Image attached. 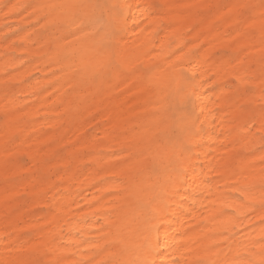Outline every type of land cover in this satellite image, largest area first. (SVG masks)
<instances>
[{"label": "bare ground", "instance_id": "6f19581e", "mask_svg": "<svg viewBox=\"0 0 264 264\" xmlns=\"http://www.w3.org/2000/svg\"><path fill=\"white\" fill-rule=\"evenodd\" d=\"M215 1L108 0L157 7L146 17L133 7L121 42L128 54L123 75L73 91L56 62L65 41L36 23L35 6L60 0H0V261L73 264L91 256L102 236L112 238L117 225L134 236L150 231L160 242L158 254L149 257L157 264L180 259L175 252L169 257L163 245L186 244L180 252L198 247L193 241L208 231L197 227L204 218L225 205L236 207L243 186L264 175V116L254 105L257 99L264 104L257 43L264 7L260 1L247 9L254 0ZM177 49L192 50L190 62L179 67L195 77L183 81L180 92L158 68L176 61L182 55ZM161 105V128L185 138L186 175L169 187L164 210L150 217L130 189L127 157ZM94 120L99 123L87 132ZM252 198L259 200V189ZM261 215L248 219L258 223ZM238 239L246 242L247 233Z\"/></svg>", "mask_w": 264, "mask_h": 264}, {"label": "snow or ice", "instance_id": "6c2138e0", "mask_svg": "<svg viewBox=\"0 0 264 264\" xmlns=\"http://www.w3.org/2000/svg\"><path fill=\"white\" fill-rule=\"evenodd\" d=\"M35 7L39 13L36 15V23L55 30L54 34L58 33L57 40L65 41L63 50L56 51V62L62 65L64 83L76 91L105 83L108 79H118L123 75L128 54L122 48L121 42L124 41L123 33L128 31L129 15L136 14L132 12L133 7L145 17L153 15V9L157 6H133L127 3H109L107 0H60ZM261 7H264V0H261ZM259 32L257 43L261 46L260 57L264 59V13L261 14ZM177 51L182 55L176 61L158 68L160 78L164 74H170L176 81V91L180 92L183 90L182 82L195 77L188 76L186 70L179 67L190 62L192 50L186 54L183 49ZM174 55L175 52L166 55L164 61L171 60ZM149 86L151 87V78ZM164 111L166 107L161 105L157 112L152 113L158 119L142 125L143 131L127 157V161L131 162L130 189L136 196L139 207L150 217H158L164 210L163 201L172 198L169 187L180 183L181 177L186 175L183 159V154L187 151L185 138L174 129L161 128L164 123ZM261 115L264 116V109ZM249 127H255V124ZM259 150L264 151V144ZM261 162L264 163V158ZM145 172L148 174L146 179ZM257 189L260 191L259 200L252 198ZM234 199L238 202L236 207L225 205L214 214L206 216L204 223L197 226L208 229L193 241V244H199L198 247H188L185 252H180L186 244L175 240L164 244L169 257L175 252L179 254L180 259H168L161 264H264V228H260L257 235H253L258 227L264 225V215L258 218V223L248 219L255 212L264 213V175L256 182L245 184ZM241 207L243 211L240 210ZM210 222L218 223H213V227L209 228ZM241 233H247L246 242L238 239ZM101 239L104 240L103 244L92 245L95 252L91 256L74 261L73 264H157L155 259L149 257L158 254L160 242L153 238L150 231L143 236H134L132 230L125 233L121 226L117 225L116 234L112 238H107L105 234ZM80 243L81 241L75 242L77 249ZM5 248L9 249L6 255H10L11 245L5 244ZM48 251L51 252L52 249ZM105 252L109 255L103 260H97V257ZM0 264L40 262L35 259L3 260Z\"/></svg>", "mask_w": 264, "mask_h": 264}, {"label": "rangeland", "instance_id": "374dc122", "mask_svg": "<svg viewBox=\"0 0 264 264\" xmlns=\"http://www.w3.org/2000/svg\"><path fill=\"white\" fill-rule=\"evenodd\" d=\"M210 1H212V0H210ZM225 1H228V0H217V1H215V3L216 4H223V3H225ZM261 0H254L253 2H251V4H250V6L251 7H255V8H257L258 7V5H259V2H260ZM107 2H108V0H107ZM249 7H247V9H248ZM203 10V9H202ZM7 24H5V26H6ZM4 27V23L3 24H0V32H1V30H2V28ZM11 36V34H3L2 35V38L3 39H6V38H8V37H10ZM12 53H14V52H12ZM216 55H219L220 53H221V50H217L216 52ZM184 70V69H183ZM187 72V71H186ZM187 75L189 76V73L187 72ZM234 81L233 80H231L230 81V84H232ZM233 85H231V87H232ZM230 87V88H231ZM246 91H253V88L252 87H248L247 89H246ZM262 92H264V90H262ZM243 93H244V91H243ZM257 108H259V109H264V104L263 103H260V100L259 99H257V102H256V104H254ZM245 108V110H246V112L249 114L250 112H249V106H245L244 107ZM92 123V124H91ZM89 125H88V127H87V132H93L94 131V129H95V127L97 126V124L99 123V121H92ZM18 158L23 162V163H28V159L25 157V156H23V155H19L18 156Z\"/></svg>", "mask_w": 264, "mask_h": 264}]
</instances>
